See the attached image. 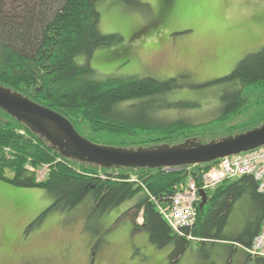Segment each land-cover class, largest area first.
I'll list each match as a JSON object with an SVG mask.
<instances>
[{"label":"trees","instance_id":"16d2710c","mask_svg":"<svg viewBox=\"0 0 264 264\" xmlns=\"http://www.w3.org/2000/svg\"><path fill=\"white\" fill-rule=\"evenodd\" d=\"M98 1L0 0V86L63 115L91 142L99 144L94 141L99 138L112 140V147L128 150L187 142L208 144L264 125L263 118L260 123L225 129L247 109L244 88L264 91V48L247 55L230 75L207 83L222 86L220 113L208 122L197 123L193 116L180 111L196 104L166 98L185 88L180 83L185 76L169 80L151 76L96 79L90 64L79 65L76 58H90L99 47L123 41L118 35L101 32ZM119 1L141 6L139 0ZM217 163L177 170L87 163L64 154L28 122L0 108V180L21 188L42 189L54 199L28 231L39 226L50 212H70L89 196L93 200L90 219L139 198L124 215L134 212V231L146 232L156 248L173 247L171 264L179 263L194 242L240 250L243 264H264V257H253L247 251L264 224V193H259L251 176L206 190L208 201L204 208H200L202 202L197 205L196 223L180 233L171 228L160 211V207L170 208L174 195L190 180L203 190L204 175ZM44 168L47 174L41 181L38 172ZM8 173L13 177L9 178ZM244 199L251 205L252 218L243 231L230 235L226 233L230 218L236 204ZM140 215L142 225L137 223Z\"/></svg>","mask_w":264,"mask_h":264},{"label":"rangeland","instance_id":"374dc122","mask_svg":"<svg viewBox=\"0 0 264 264\" xmlns=\"http://www.w3.org/2000/svg\"><path fill=\"white\" fill-rule=\"evenodd\" d=\"M139 1L138 7L119 0L96 3L101 32L118 35L123 41L99 47L90 58L79 55L77 64L88 62L101 81L111 76L160 80L185 76L180 79L185 88L166 98L196 104L180 111L193 116L197 123L215 119L220 113L222 86L207 83L230 75L247 55L264 48V0ZM199 85L207 86L191 88ZM243 91L247 109L225 129L260 123L264 118V91L256 87ZM94 141L115 146L112 140ZM46 174L47 168L39 170L38 179L44 180ZM138 200L90 219L93 200L89 196L70 212H50L39 226L28 231L54 199L42 189L21 188L0 180V264H171L173 247L156 248L146 232L134 231V212L124 215ZM251 218L249 201H239L226 233L243 231ZM137 223L143 224L141 215ZM200 260L243 264L244 254L221 244H196L176 264H198Z\"/></svg>","mask_w":264,"mask_h":264},{"label":"water","instance_id":"95a60500","mask_svg":"<svg viewBox=\"0 0 264 264\" xmlns=\"http://www.w3.org/2000/svg\"><path fill=\"white\" fill-rule=\"evenodd\" d=\"M0 108L13 117L28 122L64 154L104 167L164 168L177 170L186 166L220 161L264 147V125L248 132L208 144L187 142L154 149L128 150L95 144L80 135L63 115L27 97L0 86ZM202 203L208 197L201 191Z\"/></svg>","mask_w":264,"mask_h":264},{"label":"built area","instance_id":"2783aa9c","mask_svg":"<svg viewBox=\"0 0 264 264\" xmlns=\"http://www.w3.org/2000/svg\"><path fill=\"white\" fill-rule=\"evenodd\" d=\"M245 176H251L258 185L259 193H264V147L220 160L204 175L203 191ZM200 192L195 182L190 180L185 188L174 195L169 209L160 207L162 215L175 232L180 233L183 228L196 223ZM247 251L253 257H264V224Z\"/></svg>","mask_w":264,"mask_h":264},{"label":"crops","instance_id":"0c3cea01","mask_svg":"<svg viewBox=\"0 0 264 264\" xmlns=\"http://www.w3.org/2000/svg\"><path fill=\"white\" fill-rule=\"evenodd\" d=\"M196 244H199V243H197V242H194L193 243V245H196ZM198 264H209V262L208 261H206V262H202L201 260L198 262Z\"/></svg>","mask_w":264,"mask_h":264}]
</instances>
